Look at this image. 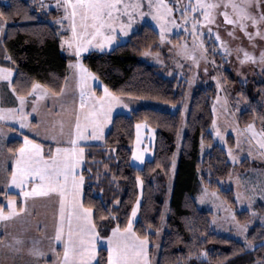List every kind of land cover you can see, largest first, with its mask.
I'll use <instances>...</instances> for the list:
<instances>
[{"label":"trees","instance_id":"16d2710c","mask_svg":"<svg viewBox=\"0 0 264 264\" xmlns=\"http://www.w3.org/2000/svg\"><path fill=\"white\" fill-rule=\"evenodd\" d=\"M47 1L50 0L43 2ZM35 2L10 0V4L4 6L0 1V12L5 14L2 19L7 21L5 34L0 39V66L14 70L12 85L20 96L31 93L33 82L60 93L68 75V60L60 43L68 32H62L56 23L58 12L54 9L34 11L31 7ZM207 47L210 56H215L211 43ZM160 49L158 32L151 24L144 23L110 51L90 52L83 58L86 67L116 95L179 106L174 112L142 106L128 114L118 113L112 118L104 143L85 146L82 201L85 207L93 209L94 223L103 236H108L115 225L126 226L132 207L141 198L134 231L147 235L150 242L157 237L180 131L181 105L188 87L185 80L167 77L158 66L141 60L144 51ZM224 77L229 88L238 89L243 105L238 115L240 125L246 127L256 121L264 130V80L243 83L235 79L228 68L224 70ZM260 77L264 78V71ZM216 95L214 82L199 84L194 90L157 264L264 261V225L257 223L248 229L246 242L253 248L247 249L245 243L216 233L211 225L212 213L202 209L197 201L202 187H207L237 208L234 190L223 187L220 181L226 180L238 165L230 163L226 150L215 142L210 131ZM138 123L147 124L155 136L153 156L141 167L132 163ZM201 140L211 145L203 157L199 149ZM229 141L232 145V136ZM21 144L20 139H14L8 143V150L15 153ZM247 161L241 162L244 170L248 167ZM10 195L18 196L17 193ZM257 207L264 213L263 202H258ZM236 217L245 222L250 214L236 211ZM204 252L207 256L201 255ZM107 256L106 249L100 248L96 264H107Z\"/></svg>","mask_w":264,"mask_h":264},{"label":"rangeland","instance_id":"374dc122","mask_svg":"<svg viewBox=\"0 0 264 264\" xmlns=\"http://www.w3.org/2000/svg\"><path fill=\"white\" fill-rule=\"evenodd\" d=\"M125 2H131V0H125ZM143 2L145 7L142 10L148 13L150 9L146 6L147 0H143ZM166 3L172 8L171 19L175 20V24L169 23L166 26L167 30L164 33L166 38L163 42L160 40V50L144 51L140 58L143 61L158 66L160 71L167 77H176L185 80L188 87L185 100L181 105L182 117L174 157V166L172 167L171 177L168 182V193L160 227L157 230L156 239L152 242L149 241L148 244L149 264H157L159 259L163 235L169 216L171 193L181 153L190 103L194 90L199 84L214 82L216 85L217 95L212 108L215 125L212 123L210 131L215 138V142L226 150L230 163L236 166L238 165V168L233 170L226 180L220 181L223 187L234 190L237 208L230 206L218 192L210 190L207 187H202L198 193V204L202 209L212 213L211 225L216 233L224 234L245 243L247 249L253 248L248 247L249 243L246 242L248 229L257 223L264 225V213H261L257 207L258 202L264 203V151L259 149L255 139H251L249 142L248 137L250 134L242 131L246 127H242L238 120V115L243 109L238 89L229 88L224 77V70L228 68L232 76L240 82L244 83L252 79L264 80V78L260 77V74L264 71V63H261L259 59L261 51H264V25L260 27L261 35H253V38L249 40L239 26H233L225 22L223 15L219 14L224 11L223 8H220L218 13H214V22L209 23L203 22L201 12H192L190 9L185 10L190 0H166ZM191 3H195V0H191ZM43 4L47 5V7H40V4H37L38 8L40 10L43 9L44 12L50 9L58 12L59 16L55 21L56 23L60 21L57 24L60 25L62 32H68L67 35L61 37V41L62 39L68 38L71 32L69 30V22L62 19L64 17V9L62 7H56V0L43 2ZM259 10L254 9V11ZM228 11L230 18H233L231 17L230 8ZM193 16L202 22L195 30V37L191 34V23H185V17L191 18ZM144 23L151 24L159 34L160 25L151 16L145 15L143 18L137 16L136 22L133 24L132 29L127 32V35L117 29L114 33L115 40L112 41L110 46L106 45L102 48L91 46L87 52L81 53L79 57L75 55L74 49H69L67 45L61 47L63 54L68 60V75L64 86L65 89L63 88L64 91L62 93L60 92V95H55V93L50 91L48 95L40 96L39 98L33 95L31 91L29 95L24 96V112L27 114L26 123L28 127H22L19 120H0V204L5 205V211H7L5 197L14 198L17 201L18 209L24 206V197L19 194L20 190L11 184L5 187L11 171L15 168L17 155V152L13 153L8 150V143L14 139H20L23 144L24 137L27 136L30 140H35L37 143L43 145L45 156L48 155L49 148L54 150L57 146L70 147L68 141L72 138L75 124L74 116L80 103V90L78 87L79 73L78 69L72 65H75L77 60H79L84 68L94 74L89 83L95 95L102 96L104 86L106 85L95 73L86 67L83 62L84 56L90 52L110 51L116 45L125 42L129 35L138 30ZM247 31L254 33L255 28L249 24ZM217 33L219 34V40L216 39ZM4 34L5 31L0 33V39L3 38ZM194 40L198 43H194ZM200 42H202V48L200 47ZM95 43H100V41L98 40ZM208 43H211L212 48L215 49V56H210L208 53ZM185 44L187 45V49L183 50ZM241 48L254 55L256 57L255 62L244 61L243 52L237 51ZM145 53L149 54L145 55ZM192 53L195 54V60L191 58ZM238 55L239 59L237 58ZM241 61L244 62L242 63ZM13 74L14 72L12 76ZM39 84L43 85L41 83ZM12 88V84L10 87L7 82L0 81V109L19 108V100L17 97L20 95L14 96L11 90ZM117 96L120 97L122 104H116L113 107L112 118L118 113L128 114L132 110L142 106H152L170 112H174L179 108L177 105L156 102L144 98ZM124 104L128 105V107L125 108L123 106ZM33 106L36 107L35 112L32 111ZM15 114L19 115V111ZM251 123L255 125L257 132L262 130L258 122L254 121ZM110 126L111 123L104 128L102 140L80 142L79 146L85 149L87 145L103 144ZM61 128H63L62 132ZM151 130L153 129L151 128ZM217 130H219L223 139H221V136L216 135ZM145 136L146 138L148 136V141L144 140V144H142L143 141L140 142L141 145L139 144V148L143 146V148L147 149L145 151L146 159H150L153 156L154 130L153 132L150 131L148 134H145ZM229 136L233 137L232 145L230 144ZM52 137H55V140ZM237 141H239V144ZM199 149L200 156L203 157L211 149V145L201 140ZM133 150L136 151L137 147L134 146ZM229 151H231V155H229ZM245 159L249 161H247L249 164L244 170L242 169L241 162ZM136 163L137 160L134 159L133 165H136ZM83 166L84 161L81 164V170ZM205 189H207V195H205ZM11 193H17L18 196H11ZM212 193H215V195H212ZM237 193L242 197L250 198L251 206L249 207L247 201H238L236 199ZM139 200L141 202V198ZM236 211H247L250 217L245 222H240L236 217ZM232 213L235 214V221L232 220ZM253 213L255 214L253 215ZM58 214L59 203L57 196L29 197L26 201V211L24 213L11 220L0 221V264H53L54 257L49 249L54 248L57 253H62L63 251L62 242L52 239L54 237L55 225L58 222ZM138 216L139 210L137 216L133 218V230ZM237 221L247 225V231L243 236L240 235L235 226ZM99 235L100 237H107L100 233ZM14 238L22 242L17 244ZM9 244H12L13 247L9 248ZM33 247L44 251L46 256L44 258L32 256L28 250ZM100 248H104L107 251L108 242L106 239L96 241V260L93 261V264L97 262L98 250ZM16 249H19V251H16ZM259 262L261 261H257L254 264H259Z\"/></svg>","mask_w":264,"mask_h":264},{"label":"snow or ice","instance_id":"6c2138e0","mask_svg":"<svg viewBox=\"0 0 264 264\" xmlns=\"http://www.w3.org/2000/svg\"><path fill=\"white\" fill-rule=\"evenodd\" d=\"M39 6L47 7L42 0ZM146 6L150 9L148 13L142 10L145 7L143 0H131V2H125V0H56V7L64 9L62 19L69 22L71 32L68 38L62 39L61 47L67 45L69 49H74L75 55L79 57L81 53L87 52L91 46L99 48L106 45L110 46L115 40L114 33L117 29L127 35V32L132 29L136 22V17L143 18L145 15L151 16L160 25L159 35L161 42H163L166 38L164 35L167 30L166 26L169 23L175 24V20L171 19L172 8L166 3V0H155V2L147 0ZM262 6H264V0H195V3H191L190 0L185 10L201 12L203 22L211 23L214 22V13H218V10L223 8L224 11L219 14L223 15L225 22L239 26L251 40L253 35H261L260 27L264 25V7ZM229 8L233 18H230ZM254 9L260 10L254 11ZM4 15L3 12H0V33L5 31V24L7 23L6 20L2 19ZM189 22L191 23V34L195 37V30L202 22L198 21L195 16L185 17V23ZM249 24L255 28L254 33L247 31ZM216 39L219 40L218 33ZM98 40L100 43H95ZM194 43L198 42L194 40ZM200 47L202 48V42H200ZM186 49L187 45L185 44L183 50ZM237 51L243 52L244 61L255 62L256 57L247 50L241 48ZM148 54L145 53V55ZM191 58L195 60L194 53L191 54ZM237 58L239 59V55ZM8 59L11 60L10 57ZM259 59L261 63H264V51H261ZM72 66L78 69L79 73L80 103L74 116L75 124L72 138L68 141L70 147L57 146L54 150L49 148L48 155L45 156L43 145L35 140H30L27 136L24 137V143L16 150L15 168L11 171L5 185L7 187L8 184H11L20 190L19 194L24 197V206L18 209L17 201L14 198L5 197L7 211H5V205L0 204V221H8L24 213L29 197L55 195L58 197L59 214L52 239L62 242L63 251L57 253L54 248L49 249L54 257L53 264H93V261L96 260V241L99 239H106L108 242L107 264H149L148 236H141L133 230V218L137 216L140 208L139 199L131 209V217L126 226L121 228L117 225L111 228V234L107 237H100L93 221V209L85 207L82 201L84 175L81 164L84 161L85 149L79 146L80 142L102 140L104 128L112 122L113 107L116 104H122V101L107 86H104L102 96H96L89 83L94 74L84 68L79 60ZM12 73V68L0 67V81L7 82L11 87ZM31 89L32 94L38 98L48 95L51 91L37 82L31 84ZM11 90L16 91L15 88ZM60 91L62 93L64 89L61 88ZM55 95H60V93H55ZM17 99L19 100V108L0 109V120H19L22 127H28L26 123L27 114L24 112L25 97L18 96ZM123 106L128 107L126 104ZM17 111H19V115L15 114ZM32 111H36L35 106H33ZM213 125H215V121H213ZM135 127L137 129V150L133 151L132 155L136 160L143 161L144 152L147 149L139 148V130L141 127H147V124L138 123ZM62 131L63 128H61ZM242 131L250 134L249 142L251 139H255L259 149L264 151V130L257 132L255 125L249 123ZM216 135L221 136L219 130H217ZM52 139L55 140V137ZM221 139H223L222 136ZM237 143L239 144V141ZM229 155H231V151H229ZM140 183L143 182L140 181ZM205 195H207V189H205ZM236 199L247 201L249 207L251 206V199L248 197H242L237 193ZM201 202L203 201L201 200ZM231 217L235 221L234 213L231 214ZM235 226L240 235L243 236L246 233V224L237 221ZM21 242L15 239V243ZM8 247L12 248L13 245L9 244ZM248 247H253V245L249 243ZM28 251L37 258L46 256L44 251L36 247L30 248ZM201 255L207 256V253L204 252ZM259 264H264V261L259 262Z\"/></svg>","mask_w":264,"mask_h":264},{"label":"crops","instance_id":"0c3cea01","mask_svg":"<svg viewBox=\"0 0 264 264\" xmlns=\"http://www.w3.org/2000/svg\"><path fill=\"white\" fill-rule=\"evenodd\" d=\"M13 72H14V70H13ZM14 75H15V72H14V74H13V76H12V78H11V84H12V82H13V78H14ZM12 87H13V85H12ZM65 89V88H64ZM13 94H14V96H18L17 94H16V92H13ZM140 124H142V125H144L145 123H140ZM150 131H152L153 132V130H151V128H149V126L147 125V127H141V129L139 130V134H142V136H140L141 137V139H140V142H142L143 141V143L142 144H144V140H147L148 141V136H147V138H146V136H145V134H148ZM136 140H137V129H136V139H135V144H134V146L135 147H137V144H136ZM140 145H141V143H140ZM139 145V146H140ZM134 148V147H133ZM140 149H145V148H143V146L142 147H140ZM134 151V150H133ZM148 156V155H147ZM147 157H146V152H144V160L143 161H138L137 160V163H136V167H141L143 164H144V162L147 160L146 159ZM134 157H133V155H132V162L134 163Z\"/></svg>","mask_w":264,"mask_h":264},{"label":"built area","instance_id":"2783aa9c","mask_svg":"<svg viewBox=\"0 0 264 264\" xmlns=\"http://www.w3.org/2000/svg\"><path fill=\"white\" fill-rule=\"evenodd\" d=\"M1 3L4 5V6H8L10 4V0H0ZM37 2L33 3L31 9L32 10H35L37 12H40L41 10L38 8L37 4H40L41 0H36ZM43 1H46V0H42ZM34 7V8H33Z\"/></svg>","mask_w":264,"mask_h":264}]
</instances>
